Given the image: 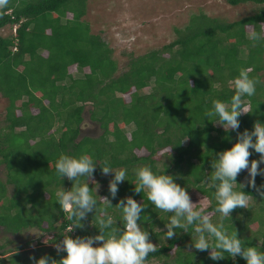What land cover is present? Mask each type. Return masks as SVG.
Segmentation results:
<instances>
[{
	"label": "trees",
	"instance_id": "trees-1",
	"mask_svg": "<svg viewBox=\"0 0 264 264\" xmlns=\"http://www.w3.org/2000/svg\"><path fill=\"white\" fill-rule=\"evenodd\" d=\"M227 1L233 6L264 5V0ZM89 2L10 0L0 14V30L16 28L9 35L0 34V93L9 100L8 124L0 130V164L8 170V181L0 179V226L10 235L41 227L54 245L33 255L3 244L0 264H34L45 255L59 260L66 252L58 253L55 245L64 235L98 234L91 223H95L94 213L82 221L83 228L67 233L75 221L55 203L57 190L72 187V181L56 176L55 161L61 154L88 153L101 165L127 167L128 178L134 181L133 168L146 164L155 168L161 161L158 156L165 153L171 160L167 172L177 176L189 193L196 189L211 201V191L201 183L203 173L211 172L213 158L238 137L236 131L226 133L222 126L203 119L204 111L213 99L230 102L232 81L240 69H248L264 82V40L247 38L249 27L264 29V7L233 22L204 12L194 14L185 27L176 29L171 43L132 56L120 71L114 49L92 33L85 19ZM245 102L253 111L240 116V132L251 131L257 120L264 122V83ZM87 105H92L91 118L101 124L103 133L79 141ZM252 159L258 160L259 154L253 151ZM112 175L102 178L97 166L94 179L101 178L106 185L97 191L99 196L111 199ZM246 177L247 171H242L237 181L246 182ZM130 181L119 185L109 209L113 215H118L115 205L128 195L147 202L145 193H134ZM256 183H264V177L257 176ZM9 184L15 186L13 195L8 194ZM89 186H94L91 179ZM244 190L257 204L235 209L233 225L225 223L230 231L237 230L247 246L264 250V201L253 189ZM144 213L150 217L144 227L159 248L149 254L146 264H246L241 257L212 261L208 252L192 247L191 234L183 230L163 240L168 214L160 213L161 220L151 204ZM254 224L258 228L253 229Z\"/></svg>",
	"mask_w": 264,
	"mask_h": 264
},
{
	"label": "clouds",
	"instance_id": "clouds-1",
	"mask_svg": "<svg viewBox=\"0 0 264 264\" xmlns=\"http://www.w3.org/2000/svg\"><path fill=\"white\" fill-rule=\"evenodd\" d=\"M9 4L10 0H0V14ZM247 38L252 42L264 40V29L250 28ZM262 83L248 69H240L232 81L234 94L230 102L213 99L211 107L204 111L203 119L206 117L214 125L222 126L226 133L236 131L238 137L230 148L213 158L211 172L203 173L201 183L211 191V201L202 198L199 202H193L187 186L182 187L177 182L178 177L167 172L168 165L164 162L167 155L162 158V164L166 167L160 164L155 168L150 164L137 166L131 170L135 180L130 181L127 167L115 169L108 162L101 165L88 153L78 156L61 154L55 161V173L61 181L64 178L72 181V187L65 189L62 186L57 190L55 203L75 221L67 233L74 227L83 228L82 221L87 219L89 213H94L95 223H91L99 232L75 238L64 235L63 241L55 247L58 253L66 252V255L59 260L41 256L34 264H146L149 254L159 250L158 244L152 242L148 228L144 227V222L150 221V217L144 215L149 204L161 220L160 213L168 214L163 240H171L179 230H183L191 234L192 247L208 252L212 261L241 257L246 264H264L261 246H247L237 230L230 231L225 223L230 221L233 225L231 214L235 209H249L257 202L245 188L253 189L260 201H264V183H256L257 176L264 177V168L260 167L264 163V122L257 120L251 131H239L240 116L253 111L245 101L257 94V88ZM253 151L259 154V159L250 161ZM98 165L103 175L113 174L108 185L111 199L97 194L99 184L94 180V173ZM242 171L248 173L246 182L237 181ZM90 179L93 187L89 186ZM125 180L134 184L135 194L145 193L147 202L144 198L143 203L138 202L128 195L115 205L118 215H113L109 212L114 206L112 199L117 197L119 185ZM212 201L215 202L214 207ZM210 207L212 212H209ZM25 232L37 239L46 237L48 233L41 227H32Z\"/></svg>",
	"mask_w": 264,
	"mask_h": 264
},
{
	"label": "rangeland",
	"instance_id": "rangeland-1",
	"mask_svg": "<svg viewBox=\"0 0 264 264\" xmlns=\"http://www.w3.org/2000/svg\"><path fill=\"white\" fill-rule=\"evenodd\" d=\"M88 7L85 19L90 22L92 33L100 35L114 49V58L122 71L132 56H140L171 43L177 37L176 29L185 27L194 14L204 12L233 22L258 12L264 5L247 3L233 6L227 0H90ZM258 7L261 8L257 10ZM11 32H14L11 27L0 30V34L3 35H9ZM262 76L264 79V71ZM8 105V98L0 93V130L5 129L8 124ZM91 110L92 105H87L84 133L99 137L103 129L96 128L95 123L99 122L91 118ZM185 143L187 144V141ZM164 155L165 153H162L158 156L162 167L165 166L162 164ZM164 162L171 164L168 156L164 158ZM260 167L264 168V163ZM109 175H104L102 178ZM0 179L4 182L8 181V170L5 164H0ZM94 180L99 184L97 191L101 192L106 186L105 183L101 181V178L96 177ZM8 188V194L13 195L15 186L9 184ZM189 194L193 202H199L202 198L208 199L196 189ZM252 228L256 229L258 226L254 224ZM4 229L0 226V253L3 244H7L9 248L16 251L19 249L21 252H33V255L41 247L48 249L54 246L47 236L37 239L34 235L26 233L27 230L10 235Z\"/></svg>",
	"mask_w": 264,
	"mask_h": 264
},
{
	"label": "water",
	"instance_id": "water-1",
	"mask_svg": "<svg viewBox=\"0 0 264 264\" xmlns=\"http://www.w3.org/2000/svg\"><path fill=\"white\" fill-rule=\"evenodd\" d=\"M84 116H85V113H84ZM95 126H96V128H99V129L102 128L100 123H95ZM84 131H85V130L82 128V129H81L80 136H79V141H80L81 139H83L84 137L88 136V135H85ZM84 135H85V136H84ZM89 136H90V135H89ZM91 137H93V138H97L98 136H91Z\"/></svg>",
	"mask_w": 264,
	"mask_h": 264
}]
</instances>
